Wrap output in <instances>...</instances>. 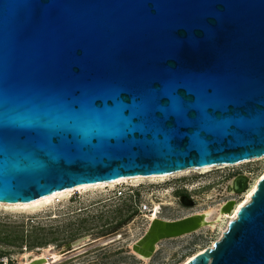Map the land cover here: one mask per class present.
Masks as SVG:
<instances>
[{"label": "water", "instance_id": "obj_1", "mask_svg": "<svg viewBox=\"0 0 264 264\" xmlns=\"http://www.w3.org/2000/svg\"><path fill=\"white\" fill-rule=\"evenodd\" d=\"M261 158L264 0H0L1 204ZM238 210L186 264H264V178Z\"/></svg>", "mask_w": 264, "mask_h": 264}, {"label": "rangeland", "instance_id": "obj_2", "mask_svg": "<svg viewBox=\"0 0 264 264\" xmlns=\"http://www.w3.org/2000/svg\"><path fill=\"white\" fill-rule=\"evenodd\" d=\"M253 160L88 188L33 205L0 206V255L12 264L27 255L45 258L43 264H185L225 232L228 220L218 216L221 205L244 202L251 185L264 176V158ZM209 209L212 228L158 242L147 262L133 254L131 245L147 232L146 215L174 221Z\"/></svg>", "mask_w": 264, "mask_h": 264}, {"label": "bare ground", "instance_id": "obj_3", "mask_svg": "<svg viewBox=\"0 0 264 264\" xmlns=\"http://www.w3.org/2000/svg\"><path fill=\"white\" fill-rule=\"evenodd\" d=\"M261 160H262V158H261ZM253 161H256V160H253ZM253 161L251 160L249 162H253ZM245 163H248V161L242 162V163L236 164V165L213 166V167H206V168H201V169H191V170L189 169V170H184V171H181V172L171 173V174H168V175L148 177V179H162V178H166V177H173L175 175H181L182 173L189 172V171H208V170H210L212 168H218V167H222V168L223 167H236L238 165L245 164ZM141 178L142 177L129 178V179L128 178H124V179H119V180H116V181H113V182L103 183V184H98V185H93V186L73 187V188H69V189L63 190V191L54 192V193H52L51 195H49L47 197H44V198H42L40 200L32 201L30 203H16V204H1L0 203V206L16 207V206H20V205H22V206L33 205V204H38L40 202L42 203L44 201L55 200V199H57L58 195L68 194V193L72 194V192H78V191L80 192V191H83L85 189L93 188V187L113 186V185H116V184L124 183V182L129 181V180H136V181L138 179L141 180ZM262 178H264V176L261 177L260 179H262ZM260 179H258L257 181H255L251 185V189L248 190L247 193L245 194L244 202H242V203H240L238 205H235L234 207H233V203H227V204L221 205V207L218 210V216L220 218H222L223 220L224 219L228 220V221H226L227 222L226 226H227V224L230 221L236 219L237 210L240 209L243 205H245L246 203L249 202L252 193L256 189V184H257V182ZM234 192L235 191H234V189L232 187V184H230V186L228 188L229 195H233ZM225 207H226V209L228 211L227 210L225 211ZM212 213H213L212 210L209 209V210H207L205 212H202V214H196V215L191 216V218L194 219L196 227L193 229V231L190 234H193V233L199 231L200 229H202L206 225H209L212 228V226H211L212 224L210 222V218L212 217ZM151 216H153V213H151ZM151 216L150 215H148V216L146 215L145 216V217H147V220H148V223H149L146 234L139 241H137L135 244L131 245V250L133 251V254L136 253L134 255L136 257L142 259L144 262H147L150 259V256L154 252V250L156 248V244H157L155 241H152V239H151L152 237H151V235H149V231H151V229H153V227H154V224H156V222L160 221V220L159 219H154ZM188 218H190V217H188ZM219 226L220 225H218V228H219ZM47 258H49V257H47ZM191 259H189L188 261H190ZM44 260H45V258H38V257H34V256H32L30 258L29 255H27V256H23V258L21 260V264H43ZM49 262H51V261H49ZM45 264H47V262H45Z\"/></svg>", "mask_w": 264, "mask_h": 264}, {"label": "built area", "instance_id": "obj_4", "mask_svg": "<svg viewBox=\"0 0 264 264\" xmlns=\"http://www.w3.org/2000/svg\"><path fill=\"white\" fill-rule=\"evenodd\" d=\"M0 264H12L10 258L8 256H1L0 255Z\"/></svg>", "mask_w": 264, "mask_h": 264}, {"label": "snow or ice", "instance_id": "obj_5", "mask_svg": "<svg viewBox=\"0 0 264 264\" xmlns=\"http://www.w3.org/2000/svg\"><path fill=\"white\" fill-rule=\"evenodd\" d=\"M237 211H239V210H237Z\"/></svg>", "mask_w": 264, "mask_h": 264}]
</instances>
